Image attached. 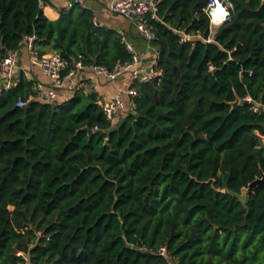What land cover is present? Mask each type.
Wrapping results in <instances>:
<instances>
[{
	"label": "trees",
	"instance_id": "obj_1",
	"mask_svg": "<svg viewBox=\"0 0 264 264\" xmlns=\"http://www.w3.org/2000/svg\"><path fill=\"white\" fill-rule=\"evenodd\" d=\"M207 1L157 0L161 76L113 127L94 91L42 102L21 75L1 92L0 264H264V181L237 196L264 172V0H231L209 41ZM59 12L0 0V60L29 36L67 69L131 59L90 8Z\"/></svg>",
	"mask_w": 264,
	"mask_h": 264
},
{
	"label": "built area",
	"instance_id": "obj_2",
	"mask_svg": "<svg viewBox=\"0 0 264 264\" xmlns=\"http://www.w3.org/2000/svg\"><path fill=\"white\" fill-rule=\"evenodd\" d=\"M218 3L221 4V13L214 14L212 11L217 8ZM42 0H39V5L42 6ZM82 0H67L66 9H70L74 5H81ZM157 0H108V11L121 16H124L134 22L136 28L141 35L149 43L155 39V33L152 27L148 24L147 17H155L157 11ZM233 8L231 0H208L206 5V12L210 19V33L208 41L212 40L215 33L214 26H219L223 21L229 18L230 10ZM218 18L216 22L214 18ZM189 35H183L182 40L189 38ZM27 46L29 47V59L32 64L39 66L44 74L49 78V83L44 84L37 82L35 85V95L30 96L43 102L53 103L59 95V91L67 84L70 85L74 91L80 90L87 94L89 90L82 83L81 76L87 69L93 73L94 76H100L104 79L114 81L124 74L130 77V84L126 89H118L114 96L109 100L100 101V108L113 127L123 119L122 111L127 108L133 110L136 107L134 97L137 95L135 84L149 82L159 79L161 70L156 65V59L151 66L144 65V57L137 53L133 46L125 40L123 33H120V40L125 45L126 50L130 53L131 59L125 63H116L112 69L102 65L93 64L84 66L80 60L74 61L71 68L67 69V63L56 52L49 55H39L32 46L33 36L26 37ZM158 51L156 53L157 58ZM17 49L6 51L0 60V94L2 91H7L15 85V69L17 67ZM212 69V66L209 65ZM80 78L76 80L75 78ZM248 102H252V111L258 112L262 105L253 101L250 96H246ZM26 101L18 99L17 106H24ZM17 255H22L17 252ZM159 254L166 255L164 247L160 248Z\"/></svg>",
	"mask_w": 264,
	"mask_h": 264
},
{
	"label": "crops",
	"instance_id": "obj_3",
	"mask_svg": "<svg viewBox=\"0 0 264 264\" xmlns=\"http://www.w3.org/2000/svg\"><path fill=\"white\" fill-rule=\"evenodd\" d=\"M42 2L43 4L40 7L42 8L43 14L49 20H56L60 15L59 9L65 8L67 0H42ZM80 6L90 8L93 11L96 25L117 31L119 37L120 33L122 32L125 40L133 46L134 50L137 53L141 54L144 57V65L146 67L153 65L156 59L157 47L152 42L149 43L148 41H146V39L136 28V25L132 20L108 11V0H82V4ZM213 28L214 31H216L218 26H214ZM17 53V67L15 69L14 75L15 82L17 83L18 77H20L21 75L24 76L28 81L31 82L33 90L36 93L34 89L36 83L41 82L44 84H48L49 78L44 74L39 66L30 62V50L27 46L26 40H24L18 46ZM51 53L54 52H49V54ZM75 79L79 80L80 78L78 77ZM81 80L83 85L87 87L89 92L94 91L97 93L99 102L111 99L118 89H126L130 84V77L128 74H124L114 81H110L100 76H94L89 69L84 71L83 76H81ZM73 93L74 89L67 84L63 89L59 91V95L53 103H61L72 96ZM34 95L35 94L30 96ZM130 110L131 109L127 106V108L122 111V114L125 115ZM261 139L262 141H264V136H262Z\"/></svg>",
	"mask_w": 264,
	"mask_h": 264
},
{
	"label": "water",
	"instance_id": "obj_4",
	"mask_svg": "<svg viewBox=\"0 0 264 264\" xmlns=\"http://www.w3.org/2000/svg\"><path fill=\"white\" fill-rule=\"evenodd\" d=\"M221 4L220 3H218V5H217V8L215 9V10H213L212 12L214 13V14H218V12H219V14L221 13ZM222 14V13H221ZM236 102H238V100H236ZM232 104H234V103H232ZM81 130H83V131H86L89 135H92L93 134V130L91 129V128H88V127H83V128H81ZM264 181V172H261V176L260 177H257V178H255L253 181H251L250 183H248V185L246 186V187H243L242 189H241V193L240 194H238L237 196L242 200V201H244L245 200V198H246V194L248 193V192H250L257 184H259V183H261V182H263ZM127 246H130V244H128L127 243Z\"/></svg>",
	"mask_w": 264,
	"mask_h": 264
},
{
	"label": "bare ground",
	"instance_id": "obj_5",
	"mask_svg": "<svg viewBox=\"0 0 264 264\" xmlns=\"http://www.w3.org/2000/svg\"><path fill=\"white\" fill-rule=\"evenodd\" d=\"M214 19H215L216 22L218 21V18L215 17Z\"/></svg>",
	"mask_w": 264,
	"mask_h": 264
}]
</instances>
